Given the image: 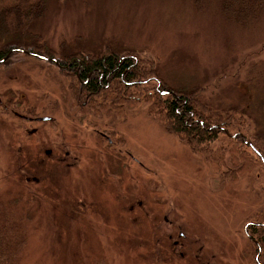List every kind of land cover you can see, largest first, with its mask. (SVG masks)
I'll return each mask as SVG.
<instances>
[{
	"label": "rangeland",
	"instance_id": "rangeland-1",
	"mask_svg": "<svg viewBox=\"0 0 264 264\" xmlns=\"http://www.w3.org/2000/svg\"><path fill=\"white\" fill-rule=\"evenodd\" d=\"M223 1L45 2L23 41L133 54L155 70L156 81L133 89L123 120L83 106L57 55L1 58L0 102L15 97L0 111V210L24 234L17 264H254L244 224L264 211V170L232 181L229 155L216 172L138 100L144 86L194 90L221 112H243L248 132L264 135V10L240 24ZM111 130L121 142L100 133ZM222 136L214 150L224 142V154L256 157L249 143L237 151Z\"/></svg>",
	"mask_w": 264,
	"mask_h": 264
},
{
	"label": "trees",
	"instance_id": "trees-1",
	"mask_svg": "<svg viewBox=\"0 0 264 264\" xmlns=\"http://www.w3.org/2000/svg\"><path fill=\"white\" fill-rule=\"evenodd\" d=\"M46 1L0 0V62L1 58L6 55L8 56L4 62L10 55L17 52L38 59L45 57L46 59L43 60L47 61L48 57L57 55L55 57L57 65L59 64V68H63L61 70L68 73V76L73 79L75 94L80 95L78 98L81 99L83 106L88 104L91 110L97 112L100 110L113 112L123 120L127 102L135 98L133 89L139 84H150L156 81L158 77L155 70L150 68L149 71H145L147 68L140 67L138 56L133 54H120L111 50L87 53L80 51L56 52L47 48L45 44L38 43L35 39L23 41L32 21L43 13ZM195 1L198 2V0ZM222 9L231 20L246 24L254 18L253 15L257 16L264 10V0H224ZM9 32L14 35L19 34L21 38L14 40V37L3 41V35ZM58 54H62V56ZM52 62L55 64V61ZM77 85L81 87L80 91L77 89L79 88ZM144 87L141 99L138 100H144L147 103L148 112L160 120L180 141L185 142L194 152L205 157L213 170L218 171V163L220 165L224 163L225 155H229L235 165L231 171L232 174L228 177L232 181L250 175L255 168L264 170V135L248 132L243 112L237 110L234 112L235 115L228 110L221 112L200 99L194 90L188 92L189 90L186 89L173 88L171 91H167L170 87L164 90L167 87L165 84H161L160 89L156 87L153 91L146 89L148 86ZM161 89L165 91L164 94L160 91ZM14 97V94H9L3 102H0L1 112L6 111V107L12 105ZM16 98L15 104L21 107V100L18 96ZM26 111L30 115L31 109L28 108ZM18 113L24 118L29 117L27 113ZM263 122L264 120L261 119V123ZM228 126L236 129L231 135L225 132ZM240 132L247 134V138H251L253 142L245 140L244 134ZM110 133L112 139L116 135L117 140L122 141L121 136L117 135V131L111 130ZM220 133L223 134L222 138L225 133L231 138L229 141L232 145L234 143V148L237 151L242 152L243 147L239 146L240 144L249 143L247 147L257 153L256 157L246 154L247 158L243 162L242 159H245L243 153L224 154V142L214 150L212 145ZM237 160L240 163H236ZM236 166L240 167L236 169ZM235 172L237 173L235 174ZM225 178H227L226 174L218 181ZM5 215L0 210V264H17L25 244L24 234L20 229L13 228ZM249 220L244 224V229L256 253L253 263L264 264V211L256 213Z\"/></svg>",
	"mask_w": 264,
	"mask_h": 264
},
{
	"label": "flooded vegetation",
	"instance_id": "flooded-vegetation-1",
	"mask_svg": "<svg viewBox=\"0 0 264 264\" xmlns=\"http://www.w3.org/2000/svg\"><path fill=\"white\" fill-rule=\"evenodd\" d=\"M100 133L102 134L103 138H107L106 140H107L108 144H112L113 143V141L111 140L112 138H111L110 135H107L104 132H100Z\"/></svg>",
	"mask_w": 264,
	"mask_h": 264
}]
</instances>
